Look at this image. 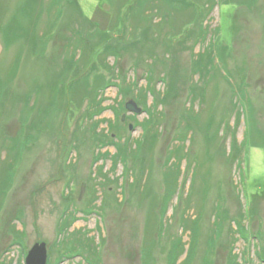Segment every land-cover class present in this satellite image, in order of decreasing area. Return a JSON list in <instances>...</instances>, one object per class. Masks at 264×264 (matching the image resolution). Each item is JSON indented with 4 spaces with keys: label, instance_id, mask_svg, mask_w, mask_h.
Here are the masks:
<instances>
[{
    "label": "rangeland",
    "instance_id": "rangeland-1",
    "mask_svg": "<svg viewBox=\"0 0 264 264\" xmlns=\"http://www.w3.org/2000/svg\"><path fill=\"white\" fill-rule=\"evenodd\" d=\"M131 1L0 0V264H264V0Z\"/></svg>",
    "mask_w": 264,
    "mask_h": 264
},
{
    "label": "trees",
    "instance_id": "trees-1",
    "mask_svg": "<svg viewBox=\"0 0 264 264\" xmlns=\"http://www.w3.org/2000/svg\"><path fill=\"white\" fill-rule=\"evenodd\" d=\"M105 2V5L107 4V8H108V10H109V12H110V14H111V21H110V27H109V29L108 30H104V31H102L101 29H99L93 22H91L89 19H87V22L90 24V25H92L91 27H94L95 29V31H97L100 35H102V40H103V42H104V44H105V47H104V50L101 52V54H105V55H107L108 53H110V52H108V47H109V42H110V38H108L107 36H109L110 35V33H113L114 31H116L118 28H120V29H123V27H124V21H126V19H127V15H131V18H132V23H133V27L134 28H136V29H138V27H139V22H141L142 21V18H143V15H141V17H140V15L139 14H137L138 13V3H136V4H132L131 2V0H116L115 2H113L112 1V3H111V5L108 3V0H104ZM111 2V1H110ZM114 6V7H113ZM52 7V6H51ZM79 7V6H78ZM131 7V9H130V12H129V8ZM114 9V10H113ZM136 9H137V11H136ZM79 10H80V8H79ZM129 12V13H128ZM80 13H81V15H82V17L83 18H85L84 16H83V14H82V12L80 11ZM127 13V14H126ZM139 17H138V16ZM32 16V15H31ZM143 21H144V19H143ZM52 23H54L52 20H50L49 21V23H47V26L48 27H50V25H51V27L52 28H54V25L52 26ZM42 25V26H41ZM41 25H40V27L42 28L43 27V23L41 22ZM52 28H50L49 29V32H50V30H52ZM44 29V28H43ZM115 33V32H114ZM34 34V33H33ZM32 34V35H33ZM26 37L25 38H27L26 40H27V42L28 41H31L33 38H31L32 37V35L31 34H28V33H26ZM43 36H41V37H38V39L40 40V42H42V43H44L45 44V40H48V39H50V37H51V35H48V33H43L42 34ZM18 41H20V39L18 38V36H13V35H11V31L9 30V29H6V34H5V36H4V38H3V41H1L2 42V45H3V47H4V50H6V52H10V50L12 49V46L16 43V42H18ZM21 42V41H20ZM21 52H22V50H21ZM20 50L19 49H16V54H15V60H14V62L12 61V63L13 64H9V66L7 67V69H6V78L7 79H9V81L8 82H6V84L5 83H3V85L5 86V88L8 86L7 84L9 83V82H12L11 80L12 79H14L16 76H17V74H18V72H19V68H20V63H21V60H20ZM108 58V57H107ZM107 58H103L102 60H103V64H105V66H107L106 65V63H105V61H106V59ZM2 67V66H1ZM9 77V78H8ZM6 78H5V80H6ZM65 84L67 85H69V88H70V91H72V93H71V95H72V97H74L72 100H74L73 102L74 103H76V102H80L79 100H78V98L77 97H79V98H81L82 99V96H81V94L83 93V89H84V87H85V82H82L81 81V79L80 78H75V79H73V78H71V79H68L66 82H65ZM85 91H87V89L86 90H84V92ZM153 91V90H152ZM87 95V94H86ZM85 95V96H86ZM88 96V95H87ZM76 101V102H75ZM138 103V102H137ZM98 104H100V103H98ZM122 122H124L123 120H121ZM11 166V165H10ZM10 170V169H9ZM10 172V176L11 177H14V175H13V172L11 173V171H9ZM8 175V174H7ZM178 177H179V175H178ZM1 182H3L4 184L3 185H0L1 186V189L3 188V186L8 182L9 184L7 185V189H5V187L3 188V192H8V189H9V186L11 185L10 183H13V181H6L5 179H4V177L3 178H1ZM6 182V183H5ZM4 190H7V191H4ZM4 194V193H3ZM4 198L6 197V194H4V195H2ZM180 246H182V245H180ZM181 248V247H180ZM182 253V251L180 252V253H178V255H180ZM261 254H264V246H262V247H259V250L257 251V255H258V257L262 260V261H264V257H263V259H262V256H261ZM178 255L176 256V257H178ZM236 260H237V257L236 256H234L233 255V259H232V261H231V263L230 264H235L236 263ZM186 263V260H184V261H182L180 264H185ZM172 264H177V260H176V258H175V261L172 263Z\"/></svg>",
    "mask_w": 264,
    "mask_h": 264
},
{
    "label": "water",
    "instance_id": "water-1",
    "mask_svg": "<svg viewBox=\"0 0 264 264\" xmlns=\"http://www.w3.org/2000/svg\"><path fill=\"white\" fill-rule=\"evenodd\" d=\"M126 109L129 113L141 114L143 108L134 99H130L126 103ZM126 114L123 115L122 120H126ZM130 129H133V125H130ZM26 264H48V245L46 242H37L28 251L26 256Z\"/></svg>",
    "mask_w": 264,
    "mask_h": 264
},
{
    "label": "crops",
    "instance_id": "crops-1",
    "mask_svg": "<svg viewBox=\"0 0 264 264\" xmlns=\"http://www.w3.org/2000/svg\"><path fill=\"white\" fill-rule=\"evenodd\" d=\"M103 1V6H105V3H104V0H102ZM109 14H110V12H109ZM110 16H111V14H110ZM91 22H93L96 26H98L96 23H95V21H93V19L89 16V18H88ZM111 21V20H110ZM104 30H108V29H104Z\"/></svg>",
    "mask_w": 264,
    "mask_h": 264
}]
</instances>
